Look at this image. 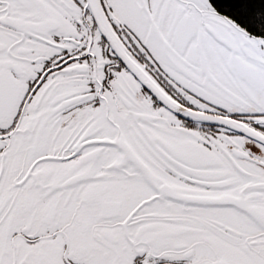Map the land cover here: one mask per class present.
Returning a JSON list of instances; mask_svg holds the SVG:
<instances>
[{"label": "snow or ice", "instance_id": "obj_1", "mask_svg": "<svg viewBox=\"0 0 264 264\" xmlns=\"http://www.w3.org/2000/svg\"><path fill=\"white\" fill-rule=\"evenodd\" d=\"M0 264H264V0H0Z\"/></svg>", "mask_w": 264, "mask_h": 264}]
</instances>
